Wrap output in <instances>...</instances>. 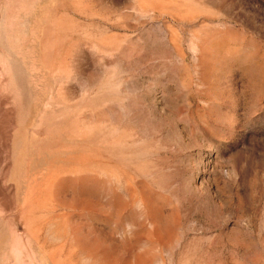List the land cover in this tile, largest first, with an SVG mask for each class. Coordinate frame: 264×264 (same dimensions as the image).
<instances>
[{
    "label": "rangeland",
    "instance_id": "374dc122",
    "mask_svg": "<svg viewBox=\"0 0 264 264\" xmlns=\"http://www.w3.org/2000/svg\"><path fill=\"white\" fill-rule=\"evenodd\" d=\"M0 264H264V0H0Z\"/></svg>",
    "mask_w": 264,
    "mask_h": 264
}]
</instances>
